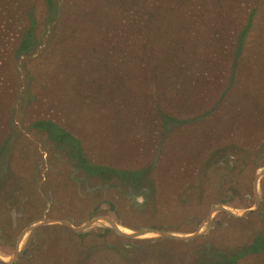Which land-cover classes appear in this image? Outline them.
<instances>
[{"label": "rangeland", "instance_id": "rangeland-1", "mask_svg": "<svg viewBox=\"0 0 264 264\" xmlns=\"http://www.w3.org/2000/svg\"><path fill=\"white\" fill-rule=\"evenodd\" d=\"M63 2L69 8L56 28L63 11L46 26L45 0H0V257L9 260L20 232L43 218L77 227L109 217L125 232L202 235L185 243L153 235L128 240L105 222L82 235L46 225L26 235L12 264H264V176L257 210L243 218L216 213L205 224L211 207L255 204L252 182L264 169V42L255 39L242 64H231L234 24L214 25L207 16L201 22L196 0H166L167 10L186 16L183 32L201 41V52L188 58L192 73L174 83L167 62L140 53L141 12L158 1L57 5ZM259 3L249 0L248 9ZM28 8L42 22L38 48L16 58ZM203 51L210 60L196 64ZM230 75L234 87L223 97ZM87 162L134 182L88 179ZM107 229L114 234L106 236Z\"/></svg>", "mask_w": 264, "mask_h": 264}, {"label": "trees", "instance_id": "trees-1", "mask_svg": "<svg viewBox=\"0 0 264 264\" xmlns=\"http://www.w3.org/2000/svg\"><path fill=\"white\" fill-rule=\"evenodd\" d=\"M58 0H45V8L46 13L43 18L44 24L46 26L50 25V22L55 18V15L58 10H62V14H59L58 22L56 19V23L54 24L57 27L58 25L62 24V15L66 14V9L69 8V5H64V2L57 5ZM158 3L153 6V10L150 11H143L141 12L142 18L141 21L138 22V39L144 44L143 49L140 53L144 55L146 51L152 52V56L157 61H163L167 62L170 65V75H173V82L179 83V78H188L187 74L190 75L192 73L194 66L193 64H189L188 58L192 57L193 53H199L201 52L199 50V47L197 45H201V41L199 43H196L194 38L188 35V33H184L183 31L188 30V23L186 21V16L179 13H175L176 7L173 6V8L166 9V0H156ZM189 1V0H188ZM249 1V0H248ZM248 1L247 0H196L194 5L200 6L199 16L197 18H200V21L202 22V17L207 16V21L209 23H213L214 25H220L225 27H230V25L234 24V27L236 29V37L235 40L233 39V35H231V40L233 41V46L231 47L230 57L232 59L231 64H236L237 62L242 64L241 61H239L242 58L243 53L249 49L251 44H255V39H260V42H264V34L258 38L255 35L256 29L259 27L257 23L258 18L263 16L264 20V6L263 3H259L256 6H251V8L248 9ZM254 2V1H253ZM245 3V5H244ZM152 5V3L150 4ZM26 8V4L23 6V10ZM58 9V10H57ZM174 9V12H173ZM28 11L30 14L27 16H22L25 20V26H24V32L21 34V39L18 42V52L16 54V58L20 57H26L31 56L32 52L35 51L38 46L36 45V41L38 39L36 38V26L39 24L40 21H35L34 14L28 8ZM261 11V12H260ZM61 13V12H60ZM193 14V13H191ZM204 21V20H203ZM42 22H40L41 24ZM95 23V21H94ZM96 24L97 21H96ZM260 29H258L259 31ZM230 30L225 29L223 32L228 33ZM189 32V31H188ZM177 33V37L175 35ZM190 33V32H189ZM179 34H182L186 38L190 39L192 41V44H185L188 40H182L179 36ZM222 35L225 36L226 39L227 36L222 33ZM222 37L216 38L212 37V41H215V43L220 42L219 39ZM258 41V42H259ZM259 42V43H260ZM209 44V43H208ZM207 44V45H208ZM203 45H206L205 38L203 39ZM206 45V46H207ZM260 52H258V55L260 58L264 57V47L259 48ZM40 50V49H39ZM219 52L222 50V48L218 49ZM40 50V54H43ZM157 57V58H155ZM40 58V57H39ZM196 64H205L207 61L210 60V54H207L203 51L202 56L199 58L198 55L196 57ZM35 61V59L31 60ZM30 61V62H31ZM233 65V66H234ZM201 66V65H198ZM232 66V67H233ZM240 76V75H239ZM179 79V80H177ZM226 84L222 87V93L223 97L227 96V92L229 89L234 87L235 80L233 79L232 75L227 77ZM255 81H259L256 80ZM236 87V86H235ZM264 88V85L262 86ZM261 107H264V99L260 102ZM260 112V110H259ZM258 145V143H256ZM2 148V147H1ZM0 148V149H1ZM255 145L251 147L252 153L253 151L257 150ZM249 150V149H248ZM4 151V150H3ZM1 153V150H0ZM254 161V160H253ZM1 163V162H0ZM93 166V167H92ZM83 173L87 176L88 179H95L96 181H99L103 184V182H108L107 185H112V183L118 181L120 182V185L128 184L129 182H134L132 180V177L129 176L127 173L124 174V177L122 178L121 175H114L112 173L109 177V174L107 173L105 168H99L91 163H83ZM0 164V174H3V169ZM116 179V180H113ZM19 196V195H18ZM22 196V194L20 195ZM0 207V211H1ZM0 227H5V222L2 220V214H0ZM126 225V224H125ZM127 226V225H126ZM0 228V229H1ZM54 228H60L59 230H62L61 232L69 231V229L64 227H54ZM107 235L114 234L113 231L107 229L106 230ZM64 233V232H63ZM72 233V232H71ZM81 233L80 235H82ZM161 239V238H160ZM164 239V238H162ZM124 240V239H123ZM185 243V242H183ZM124 252L129 251V247H123ZM255 250V249H254Z\"/></svg>", "mask_w": 264, "mask_h": 264}, {"label": "water", "instance_id": "water-1", "mask_svg": "<svg viewBox=\"0 0 264 264\" xmlns=\"http://www.w3.org/2000/svg\"><path fill=\"white\" fill-rule=\"evenodd\" d=\"M264 176V169L259 171L253 179L252 182V192H253V196H254V201L255 204L253 206V208L251 209H245V210H240V211H236L230 208H227L225 206H214L211 207L208 211V215L205 218V224L208 225L212 219V215L216 214V213H224L230 217L233 218H243L247 215H249L250 213H252L253 211L257 210L260 206V198H259V194H258V181L260 179V177ZM99 222H105L109 225L110 229L113 230L115 233H117L119 236L128 239V240H133V239H138L144 235H153L155 237H160V238H164V239H168V240H174V241H181V242H189L193 239L198 238L199 236L202 235V233H197L194 232L192 234H188V235H184V236H179V235H174L171 233H168L166 231L163 230H157V229H147V230H143L140 232H134V231H130V232H125L114 220H112L109 217H98V218H94L90 221H87L85 223H83L80 226H73L71 223H69L67 220H63V219H47V218H43L37 222H34L32 224H30L29 226H27L26 228H24L20 234L17 237L16 240V244H15V248L13 250V253L11 255V257L9 258V260L4 261L1 257H0V263L2 264H12L14 263L20 253V247L21 244L24 240V238L26 237L27 234H29L30 232L46 226V225H59L62 226L64 228L69 229L71 232H73L74 234H79L89 228H91L93 225L99 223Z\"/></svg>", "mask_w": 264, "mask_h": 264}]
</instances>
